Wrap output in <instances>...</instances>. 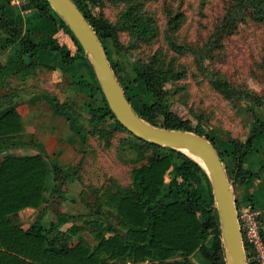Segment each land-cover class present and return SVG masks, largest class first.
<instances>
[{
	"label": "trees",
	"instance_id": "1",
	"mask_svg": "<svg viewBox=\"0 0 264 264\" xmlns=\"http://www.w3.org/2000/svg\"><path fill=\"white\" fill-rule=\"evenodd\" d=\"M70 1L94 31L125 99L141 120L153 127L192 132L205 138L218 154L226 178L232 185H242L257 176L243 169L242 164L254 152L257 144L264 146L261 142L264 121L256 118V126H252L244 142L226 139L222 151H218L210 139L200 135L196 129H188L185 120H182L185 110L181 106L168 103L161 106L166 96L162 84L179 77L173 74V67L166 69L160 79L149 66L133 64L127 82L138 84L140 95L139 101L133 105L116 77L105 47L115 42V29L102 18L91 14L89 5H96V0ZM130 7L120 16L123 24L137 37L152 33V21L137 12L135 5ZM20 12L35 14L42 22L47 21L43 25L45 30L40 32L41 25L37 22L25 29L18 26L15 18ZM173 17V23L167 25L172 34L179 29L182 21L177 14ZM244 21L264 27V0L252 3L247 0H230L214 28L213 39L218 41L229 37L236 25ZM0 38L4 48L11 52L4 65L0 66V77L10 73L32 75L37 68L52 63L65 71L80 69L78 76H85L86 80H79L78 83L82 84L88 99L100 103V106L88 111L91 127L110 122L111 132L124 133L126 139L129 138V147L133 148L135 159L145 158L146 161L131 171L132 181L127 187L130 192L122 190L126 188L117 187L112 192L103 190L95 198V215L98 220L92 221L95 228L94 248L80 241L70 246V236L81 228L61 230L62 226L75 219L61 212L54 213V221L45 220V184L49 172L53 183L49 189L50 196L57 195V199L65 200L59 190L60 182L74 179L77 167L69 166L62 170L56 164L47 166L45 158L39 154L3 155L2 139L17 135L21 130L15 108H7L0 115V264H104L101 255L112 261L128 256L133 263L192 264L188 258L194 253L206 264H224L216 213L204 171L179 152L133 137L115 121L99 91L85 54L46 1L24 0L23 5L15 6L11 0H0ZM42 59L47 60V63L41 64ZM82 65L84 69L81 71ZM225 85L224 80L214 83L218 92H226ZM54 107L60 109L58 104ZM152 110L157 112L158 123L151 116ZM70 122L75 133L83 131L77 127L75 119ZM126 139L124 143H127ZM202 184H205L206 194L198 189ZM234 205L238 212L236 201ZM102 208L110 213H102ZM23 209L37 210L34 219L25 229L12 224L8 218ZM108 214L122 230L125 229L123 234L108 222ZM100 221L106 227L98 224ZM261 233L263 236L262 230ZM243 248L246 264H255L245 244Z\"/></svg>",
	"mask_w": 264,
	"mask_h": 264
},
{
	"label": "rangeland",
	"instance_id": "2",
	"mask_svg": "<svg viewBox=\"0 0 264 264\" xmlns=\"http://www.w3.org/2000/svg\"><path fill=\"white\" fill-rule=\"evenodd\" d=\"M229 1L96 0V5H89L93 16L102 18L115 29V42L105 43V47L116 77L125 88L130 102L136 105L140 99L138 84L127 82L133 64L149 66L160 79L166 69L173 67V74L181 78L162 84L166 96L161 106L167 103L181 106L185 110L182 120H185L188 129H196L200 135L210 139L220 152L226 139L244 142L256 118L264 116V27L244 21L236 25L229 37L218 41L212 37ZM255 1L247 0L249 3ZM11 3L21 6L24 0H11ZM134 5L137 12L153 24V32L144 37H137L120 18L126 9ZM175 14L182 21L179 29L172 34L167 25L173 23L171 18ZM15 22L23 29L37 22L41 25L40 32L45 30L44 22L47 24L35 14L25 12H20ZM10 54L0 38V66L4 65ZM46 63L47 60H41V64ZM80 68L82 71L84 65ZM79 73L80 69L65 71L52 63L37 68L32 75L6 74L0 77V103L7 97L13 103L26 99V155L39 153L45 157L47 166L56 164L63 170L67 166L77 167L74 179L60 182L59 190L65 200L57 199V195L50 196L49 189L53 183L48 172L45 220L54 221L55 212L73 214L75 219L62 226L61 230L81 228L70 236V246L80 241L92 249L95 246L92 221L98 220L95 198L103 190L112 192L117 187L130 192L127 187L132 181L131 171L146 161L145 158L135 159L133 148L129 147V138L126 139L124 133L111 132L110 122L91 127L88 111L100 106V103L88 99L82 84L78 83L79 80H86L85 76L81 78ZM25 78V88L20 86L21 89L13 91L6 89L8 85ZM221 80L226 82V92L215 90L214 83ZM55 104L60 106L59 110H56ZM6 105L0 104V110ZM50 109L55 119L50 118ZM151 116L158 123L159 117L155 110H152ZM46 118H49V123ZM72 119L76 120L82 132L74 134L75 130L69 129L68 122L71 123ZM30 125H34L33 131ZM36 125L42 134L47 128L46 137L45 134L36 137ZM50 129L52 132H48ZM72 135L82 145L78 149L66 146L59 152L58 145L70 144ZM125 139L127 143H124ZM46 142L50 144L46 145ZM198 189L206 194L205 184ZM102 210L105 211L104 208ZM106 219L123 234L125 229L122 230L113 217L108 214ZM27 220L26 226L32 218L31 221ZM98 224L106 227L103 221ZM100 258L104 264H133L128 256L113 261L105 259L104 255ZM198 260L206 264L199 256Z\"/></svg>",
	"mask_w": 264,
	"mask_h": 264
},
{
	"label": "water",
	"instance_id": "3",
	"mask_svg": "<svg viewBox=\"0 0 264 264\" xmlns=\"http://www.w3.org/2000/svg\"><path fill=\"white\" fill-rule=\"evenodd\" d=\"M45 1L85 54L99 91L115 121L133 137L179 152L204 171L216 213L224 264H246L230 183L212 145L193 133L157 128L141 120L125 99L103 47L82 14L70 0Z\"/></svg>",
	"mask_w": 264,
	"mask_h": 264
},
{
	"label": "crops",
	"instance_id": "4",
	"mask_svg": "<svg viewBox=\"0 0 264 264\" xmlns=\"http://www.w3.org/2000/svg\"><path fill=\"white\" fill-rule=\"evenodd\" d=\"M25 83H26V78L23 81L8 85V87L6 89L11 90V91L18 90V89H21L20 86L24 87ZM85 93H86V91H85ZM7 98L5 101H2L0 103V104H2V103L7 104L2 110H0V115L7 108L14 107L15 111L17 112V114L19 115V118H20L21 130L17 135L8 136V137H5L2 139V145H3L2 154L3 155L4 154H12V155H18V156H32V155H26V137H27L26 136V99L13 103L12 101H10ZM49 115H50L51 119L56 118L53 115V111L51 109H50ZM258 119H261L262 121H264V116H262ZM46 120H47V123L50 122L49 118H46ZM30 121H31V119H30ZM33 126L34 125H30V128L32 129V131L34 129ZM68 127H69V129H72L69 122H68ZM35 128H36V131L38 133V134H36V137H41L44 134L46 137L47 128L45 131H43L44 134H42V131L37 128V125ZM48 132H52V130L50 129V130H48ZM74 134H76V133H74ZM72 139H73V141H71V143L68 145H66V144L58 145V151L61 152L60 149L63 150V148H65L66 146L78 149V147L80 145H82L80 140L75 138L74 135H72ZM263 139H264V135L262 136V139H261L262 145L264 144ZM49 144L50 143L46 142V145H49ZM36 154H39V153H33V155H36ZM39 155H41V154H39ZM42 157H44V156H42ZM57 166L63 170V168L61 166H59V165H57ZM67 167H65V169ZM242 168L248 170L252 174L256 173L257 176L252 178L251 180H248L247 182H244L242 185H237L235 183H233V185H232V183L229 182L230 183V189H231V192H232L233 198H234V204L236 201L237 205H238V213L240 211L244 210L247 206H249L257 214L259 221H260V227H261V230L263 232V237H264V146L260 147L257 144L255 146L254 152H252L250 154V156H248L246 159L243 160ZM47 187H48V184H45L46 189H47ZM255 203L257 205H254ZM104 210L105 211L102 210V213H110V212L106 211V208H104ZM35 212L37 213V210L23 209V210L17 212L18 214L16 216L14 215L16 213H14V214L10 215L8 218L12 222V224H14V225H16L22 229H25L29 225V224H27V226H26V220L28 218V215H30V219L32 218V220H33L35 215H36V214L34 215ZM62 213H65V212H62ZM65 214L73 216V214H70V213H65ZM30 219H28L27 221H29ZM188 259L190 260V262L192 264H205V263H203L202 260L201 261L198 260V256L196 253L192 254ZM145 263H133V264H145Z\"/></svg>",
	"mask_w": 264,
	"mask_h": 264
},
{
	"label": "built area",
	"instance_id": "5",
	"mask_svg": "<svg viewBox=\"0 0 264 264\" xmlns=\"http://www.w3.org/2000/svg\"><path fill=\"white\" fill-rule=\"evenodd\" d=\"M236 215L242 247L244 244L247 246L255 264H264V237L257 214L247 206L239 213L236 212Z\"/></svg>",
	"mask_w": 264,
	"mask_h": 264
},
{
	"label": "bare ground",
	"instance_id": "6",
	"mask_svg": "<svg viewBox=\"0 0 264 264\" xmlns=\"http://www.w3.org/2000/svg\"><path fill=\"white\" fill-rule=\"evenodd\" d=\"M188 155V154H187ZM190 156V155H188ZM195 160L201 165V167L203 168V165L195 158ZM204 169V168H203Z\"/></svg>",
	"mask_w": 264,
	"mask_h": 264
}]
</instances>
